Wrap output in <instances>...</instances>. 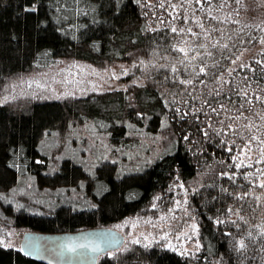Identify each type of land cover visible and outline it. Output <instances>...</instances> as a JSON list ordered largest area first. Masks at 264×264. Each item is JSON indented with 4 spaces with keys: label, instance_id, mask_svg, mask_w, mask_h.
<instances>
[{
    "label": "trees",
    "instance_id": "1",
    "mask_svg": "<svg viewBox=\"0 0 264 264\" xmlns=\"http://www.w3.org/2000/svg\"><path fill=\"white\" fill-rule=\"evenodd\" d=\"M261 41L264 0H184L176 10L167 0H0V84L62 58L132 63L143 79L86 98L0 104V221L43 233L110 227L180 180L200 226L197 257L126 244L99 264H264V199L236 157L246 124L264 117ZM86 124L112 150L144 147L143 133L163 136L164 152L139 170L99 158L92 167L76 142L69 155L47 153L49 136ZM0 264L43 263L0 245Z\"/></svg>",
    "mask_w": 264,
    "mask_h": 264
},
{
    "label": "rangeland",
    "instance_id": "2",
    "mask_svg": "<svg viewBox=\"0 0 264 264\" xmlns=\"http://www.w3.org/2000/svg\"><path fill=\"white\" fill-rule=\"evenodd\" d=\"M167 1L171 2L175 10L181 2H184V0ZM138 73L135 64L128 62H117L101 67L88 62L62 58L49 67L17 75L2 82L0 84V104L19 100L77 99L96 93L125 91L132 85L143 84V79ZM261 118V122L246 124L247 141L236 151V157L240 165L245 164L251 168L250 174L256 180L254 184L260 190V192L255 190L254 193L259 201L263 202L264 188L260 185L264 184V143H262L264 141V117L261 116ZM92 129L96 128L92 124H86L71 128L65 135L53 134L45 141L44 147L50 156L60 157L64 153L69 155V150H65L67 145L76 142L72 147L84 152L86 155L84 158H87L92 167H95L101 159L102 161L125 163L130 166L131 170H139L144 164L156 160L164 152L161 146L164 141L163 136L151 138L141 133L146 143L144 147L140 144L134 150L117 151L112 150L113 147L109 145L105 134L97 133ZM190 192L182 181L177 180L172 184L168 193L158 196L144 213L127 217L110 227L125 236V245L160 244L179 255L194 259L199 254L202 245L198 218L190 206ZM29 195L33 194L29 193ZM237 217L238 214L234 212L232 220H236ZM26 231L28 230L0 221V245L20 248L21 237Z\"/></svg>",
    "mask_w": 264,
    "mask_h": 264
},
{
    "label": "water",
    "instance_id": "3",
    "mask_svg": "<svg viewBox=\"0 0 264 264\" xmlns=\"http://www.w3.org/2000/svg\"><path fill=\"white\" fill-rule=\"evenodd\" d=\"M125 243V236L111 227L67 233L26 231L20 251L43 264H99L102 256L123 249Z\"/></svg>",
    "mask_w": 264,
    "mask_h": 264
},
{
    "label": "snow or ice",
    "instance_id": "4",
    "mask_svg": "<svg viewBox=\"0 0 264 264\" xmlns=\"http://www.w3.org/2000/svg\"><path fill=\"white\" fill-rule=\"evenodd\" d=\"M172 31L175 32L176 29L173 28ZM261 42L264 43V41H261ZM224 47H227V45H225ZM177 50L179 52H181V53H184V55L187 56V52L185 51L184 48H178ZM181 62H183V61H181ZM232 63L233 64L236 63V60H232ZM172 71H176V69L173 68ZM204 72H205V69L204 68H200L199 69V72H197L196 75H199V74L204 73ZM180 83L192 84L193 81L191 79H189V80H182V81H180ZM243 95L247 96V92H244ZM257 99H259V97H257ZM249 103H251V101H249ZM241 107H243V105H241ZM214 111H215V109H214ZM236 119H239V117H236ZM253 139H255V137H253ZM262 143H264V141H262ZM260 187L264 188V184H261ZM243 246H244L243 245V242H241V247H243Z\"/></svg>",
    "mask_w": 264,
    "mask_h": 264
}]
</instances>
